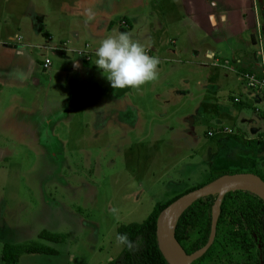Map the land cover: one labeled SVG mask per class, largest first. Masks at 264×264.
I'll return each mask as SVG.
<instances>
[{"label":"rangeland","instance_id":"obj_1","mask_svg":"<svg viewBox=\"0 0 264 264\" xmlns=\"http://www.w3.org/2000/svg\"><path fill=\"white\" fill-rule=\"evenodd\" d=\"M51 1L55 8L45 7L50 20L57 19V12L71 14L75 28L83 30L85 13L77 9L60 11L59 3ZM67 1L73 6L82 2L100 21L102 17L112 18L108 27L95 33L100 35L94 42L96 46L83 42L74 49L91 62L100 42L119 32L130 33L134 40L145 45L148 54L149 46H155L158 39H164L165 47L171 46L168 38H172L173 30L164 32V28L157 26L163 18L167 23L171 18L183 16L172 11L177 7L168 3L170 0H159L158 5L157 0ZM251 1L256 12L253 27L255 34L261 36L260 0ZM2 3L0 0V19L13 20L15 12ZM183 3L181 10H186L188 20L201 19L198 0ZM41 12L35 10L34 14L41 17ZM121 12L126 14L119 15ZM246 32H242L237 21L230 26L228 36L222 31L216 38L223 40L222 44L235 46L243 40L250 41ZM263 39L255 35L252 48L263 53ZM38 42L41 40L33 43L36 48L44 47ZM29 51L34 58L38 57L37 49ZM162 64L155 81L129 88L124 93L126 98L114 103V117L109 113L113 101L106 89L107 78L93 63L85 76L88 81L85 91L75 90L85 82L83 76L57 63L36 71L41 79L47 75L41 85L8 80L3 83L0 246L3 241L34 240L56 250L55 253L22 252L20 264H107L121 247L115 237L118 224L141 220L155 201L167 199L220 172L206 165L191 164L187 142L181 135H174L184 128V123L176 118L186 112L188 103L176 101L172 91L185 88L180 77L186 67L168 66L171 64L163 61ZM168 71L171 73L165 76ZM160 93L166 95L162 101L157 97ZM122 107L127 114L122 112ZM229 170L246 171L239 166ZM40 229L59 233L63 238L60 242L38 238L36 233ZM199 264H212V261L204 259Z\"/></svg>","mask_w":264,"mask_h":264},{"label":"crops","instance_id":"obj_2","mask_svg":"<svg viewBox=\"0 0 264 264\" xmlns=\"http://www.w3.org/2000/svg\"><path fill=\"white\" fill-rule=\"evenodd\" d=\"M45 1L3 0L4 7L15 12L16 16L11 21L0 19V89L6 80L41 85L47 75L41 79L36 71H44L51 63L76 70L85 82L75 90L88 89L85 76L90 71L89 65L95 64L97 57L93 62L86 61L74 49L83 42L94 44L100 37L95 33L108 27V20L112 18L88 20L82 2L73 6L67 0H55L60 11L77 9L84 14L83 30L76 29L71 14L64 15L56 10L57 19L50 20L45 7L50 5V8H55V5L51 0ZM183 1H168L177 7L172 9L173 12L183 13L181 18H171L167 23L163 18L157 26L164 28V32L169 28L173 30L172 38H168L171 46L167 44L165 47L162 38L154 42L155 46H149V55L160 59L158 70L162 69V61L169 62L171 65L168 66L186 67L183 77H180L185 88L172 91L176 101L188 103L186 112L176 118L184 123V128L175 131L174 135H181L187 142V157L193 165H206L220 170L218 173L239 166L264 177V92L246 87L239 76L241 71L259 72L264 69V52L252 48L255 35L264 37V0L259 1L261 36L255 34L253 27L256 12L255 4L252 9L251 0H198L202 13L198 21L188 20L186 10H181V7L184 9ZM35 10L42 11L41 17L34 14ZM123 14L126 13H119ZM105 21L107 24L104 26ZM237 21L242 25V32L249 34L250 41L243 40L235 46L222 44L223 40L216 36L222 31L228 36L230 26ZM40 40L37 44L44 47L36 48L33 43ZM33 48L38 50L37 58L29 51ZM45 57L49 58L47 67L42 66ZM107 84L106 89L113 101L109 113L113 116L114 103L124 100V93L129 88L114 90L108 80ZM157 97L162 101L166 95L160 93ZM122 112L127 114L125 108ZM19 258L20 253L18 263Z\"/></svg>","mask_w":264,"mask_h":264},{"label":"trees","instance_id":"obj_3","mask_svg":"<svg viewBox=\"0 0 264 264\" xmlns=\"http://www.w3.org/2000/svg\"><path fill=\"white\" fill-rule=\"evenodd\" d=\"M221 173L211 174L203 181L188 186L167 199L155 201L139 221L120 223L117 233L127 234L135 248L121 246L107 264H168L159 251L155 235L157 213L178 195L202 185ZM259 175V174H258ZM263 180L264 177L259 175ZM215 195H207L190 202L179 214L174 237L190 253L201 247L209 232L210 206ZM38 238L60 242L63 236L45 229L36 233ZM55 253L54 247L34 240L27 242L3 241L0 246V264H19V253ZM209 259L212 264H264V200L245 190L224 193L220 203L212 242L190 264Z\"/></svg>","mask_w":264,"mask_h":264},{"label":"water","instance_id":"obj_4","mask_svg":"<svg viewBox=\"0 0 264 264\" xmlns=\"http://www.w3.org/2000/svg\"><path fill=\"white\" fill-rule=\"evenodd\" d=\"M236 189L249 191L264 200V180L258 174L248 171L225 172L178 195L160 209L155 219L156 243L168 264H190L207 249L214 236L219 203L224 193ZM207 195H215L210 206L207 239L201 247L190 253H185L174 237L177 218L190 202Z\"/></svg>","mask_w":264,"mask_h":264},{"label":"clouds","instance_id":"obj_5","mask_svg":"<svg viewBox=\"0 0 264 264\" xmlns=\"http://www.w3.org/2000/svg\"><path fill=\"white\" fill-rule=\"evenodd\" d=\"M85 14L88 20L95 15L91 8L85 9ZM96 57L95 65L114 90L139 88L158 78L160 59L150 56L145 45L134 40L128 32L105 37L96 49ZM116 241L129 250L135 248L127 234L117 233Z\"/></svg>","mask_w":264,"mask_h":264},{"label":"built area","instance_id":"obj_6","mask_svg":"<svg viewBox=\"0 0 264 264\" xmlns=\"http://www.w3.org/2000/svg\"><path fill=\"white\" fill-rule=\"evenodd\" d=\"M48 65L49 58L45 57L43 59L42 66L47 67ZM239 76L246 87L264 92V69H261L259 72L250 70L241 71ZM207 134H210V132Z\"/></svg>","mask_w":264,"mask_h":264}]
</instances>
